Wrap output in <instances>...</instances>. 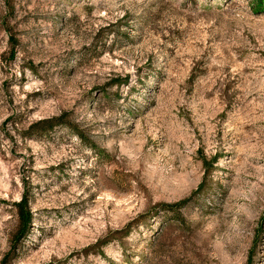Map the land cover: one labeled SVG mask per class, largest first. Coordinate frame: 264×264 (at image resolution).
Returning a JSON list of instances; mask_svg holds the SVG:
<instances>
[{
  "label": "rangeland",
  "instance_id": "1",
  "mask_svg": "<svg viewBox=\"0 0 264 264\" xmlns=\"http://www.w3.org/2000/svg\"><path fill=\"white\" fill-rule=\"evenodd\" d=\"M0 264H264V0H0Z\"/></svg>",
  "mask_w": 264,
  "mask_h": 264
},
{
  "label": "trees",
  "instance_id": "2",
  "mask_svg": "<svg viewBox=\"0 0 264 264\" xmlns=\"http://www.w3.org/2000/svg\"><path fill=\"white\" fill-rule=\"evenodd\" d=\"M63 122L61 121V119L59 118H52V119H46V120H42L40 121L37 125L38 127L40 128V130H49V129H52L54 128L55 126H58L60 124H62ZM36 125V126H37ZM35 126V127H36ZM185 202H179V203H174V204H163V205H160V211L164 214V215H167V217H170L171 219L170 220H173L175 222H182L181 221V217L179 216L178 214V209L184 204ZM15 208L17 210V214L20 216V223L22 226H25L27 227L29 221H30V216H29V213L28 211H24L25 210V207H24V202H20V203H17L15 204ZM27 212V215L26 213ZM172 214V215H170ZM24 227V228H25ZM26 235V229L24 230L23 232V235L22 237H24Z\"/></svg>",
  "mask_w": 264,
  "mask_h": 264
}]
</instances>
